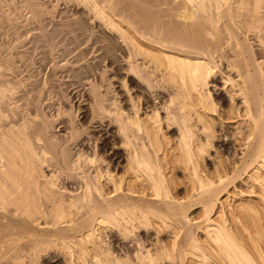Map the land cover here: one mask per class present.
I'll list each match as a JSON object with an SVG mask.
<instances>
[{"label": "bare ground", "instance_id": "1", "mask_svg": "<svg viewBox=\"0 0 264 264\" xmlns=\"http://www.w3.org/2000/svg\"><path fill=\"white\" fill-rule=\"evenodd\" d=\"M38 50L37 62L49 66L43 78L29 66ZM223 61L241 78L235 86L250 121L244 166L254 182L256 165L264 166V0H0V264H264V203L239 201L232 224L219 214L210 219L215 187L200 169L205 149L190 124L210 133L206 85ZM114 64L120 92L128 91L126 74L116 76L123 69L138 87L167 93L161 108L176 127L170 148L157 110L140 118L132 99L129 110L121 106L105 76ZM58 72L52 82L60 84H49ZM74 84L86 93L83 121L66 94ZM95 120L114 126L135 175L110 180L113 197L97 170L119 156L106 154L110 131L89 132ZM174 167L186 172L187 191L202 206L203 241L173 202L167 173ZM182 216L188 221L179 226ZM154 226L171 228L169 246L134 256L105 234L122 243Z\"/></svg>", "mask_w": 264, "mask_h": 264}, {"label": "rangeland", "instance_id": "2", "mask_svg": "<svg viewBox=\"0 0 264 264\" xmlns=\"http://www.w3.org/2000/svg\"><path fill=\"white\" fill-rule=\"evenodd\" d=\"M4 38L10 41V39H12V36ZM90 44L91 43L89 42L88 45ZM21 49L22 48H19L18 50L22 51L23 49ZM91 55L92 54H89L87 58H91ZM31 59L32 64L29 65L30 68L38 71L43 70L42 74L38 75V78H43L45 77V74H49V66L45 67L46 69H44V64H42V62L39 63V50L31 54ZM123 63V61H120L119 65L122 66L124 65ZM17 65L20 72L18 78L21 76L23 78L24 75L26 76V69L23 64L21 65V63H18ZM40 65L42 66L40 67ZM218 65L219 68H217L215 70V74L211 76L209 80H207L206 85V89L209 91L211 99L214 100V111L212 110L210 111V113L207 112L211 125L210 133L206 136V132L204 133L201 129V126L198 125L193 119H191L190 124L192 126L194 138L196 136L195 140L205 149V153H202L200 169H202L203 175H206V177L211 180L212 183H214V186L212 187L218 189L217 191L213 189L214 198L216 197L217 199L213 198L214 202H212L214 206L211 214H209L211 215L210 219L216 218L219 214L225 217L228 224H232L229 212L239 201H251L256 205L258 204L260 207H262L264 203V189L260 183L264 181V166H260L261 164L256 165L258 168H255L254 171L256 170L257 172V180H254L253 182L251 181V179H248V176L246 174V167L244 166V164L247 165V163H249L250 150L246 149V146L244 145L246 143V140L244 138L248 131L247 123L250 121L245 115V100L242 92H240L239 87L235 86V84L241 83V78L237 75L236 69H232L230 67L227 68L225 66L226 62L223 61L221 65ZM117 69L118 67L116 66V64L108 67L106 69L107 73L105 74V76L106 78H110V83L113 84L112 91L115 90L118 93L116 98L120 100L121 106L124 109L129 110L131 103H136L135 106L138 109V115L140 118H143L146 115L149 116L152 110H157V113L159 115L158 121L160 120L159 129L162 134L164 133L163 139L167 143L166 146L170 148L176 141V127L175 125H172L170 121L167 122L165 118V112L161 108L167 97V93L161 89H152L150 92L148 90L140 88V86L138 87L134 83L128 81V77H134L133 74L126 73L123 69H119L116 76H122L123 74H126L127 78L125 79H127V82L125 80V84L126 88H128V95L125 92H120L124 89L118 88L119 83L116 78H113L115 70ZM60 76V72H58L56 77L51 78L49 84L53 83L52 81H54L55 79L60 78ZM66 80L67 79L65 78L63 81ZM138 83L139 85H141L140 82ZM53 84L58 85L60 84V82H56ZM66 94L68 96V99L72 101L73 105L79 107V111H77V120L81 121L83 118V107L86 105L87 99L85 91L81 87H78V84H74L73 86L67 88ZM131 99L132 101L130 103ZM53 100H55V98ZM45 111L49 112V114H52L54 112L53 107H50ZM84 120H88L87 118L85 119V114ZM113 128V125H107V120H103V122L95 120L91 125H89V132H91L92 134L97 133L96 136L99 135L100 137H105L104 135H106L107 132L110 131V137H105V139H109L108 145L105 148L106 154L108 156H112L113 152H115L118 153L117 156H119L117 158H115L116 156H114L112 162L108 164L107 169L105 168L107 164L103 163L100 165L101 169L99 168L100 170H97L99 171V181L102 184V190L107 193L108 197L116 196L118 193V191H113V185L110 180L116 182L117 180L123 179L124 182H127L135 178L134 174L131 175L132 172L130 174V172L126 170L125 157L122 156L123 146L120 142H118L117 136L112 135L115 134V130H113ZM96 144L99 146L101 143L99 141ZM239 169H243L244 171L242 170L240 173ZM169 170L170 172L167 173V175L168 177H170L169 181L172 188L171 196L173 202L176 204V207L178 205L177 208L180 210V213H185L187 219L189 220L188 221L187 219H185L183 221L184 217L182 216L180 217L181 222L176 223L179 226H182L184 225L182 224V221H188L186 222L189 225L188 227L194 230L193 232H196L195 234H197L200 241H203L205 237V227L203 224L204 221H202L203 217L199 213L202 206L201 204H199L198 200H195L193 202V199L195 198H191V195H189L188 193L189 191H187V189L189 188V182L186 176L187 174L186 172H183L181 169L176 167H174V169L169 168ZM89 171L92 172L91 169ZM106 172H108V175ZM140 181L141 180H139V178L134 181V184L137 186L134 189L135 191H137L133 194L134 196H136L135 194L141 190L138 185ZM64 184L65 187L69 189L70 187H75V185L71 181L66 182L65 180ZM154 228L148 227L144 229L143 227H141L137 231H135L136 235L131 236V238H125L122 243L120 242L121 240H119L116 236H113V232H109V230H107L105 231V234L107 235V240L112 247L120 246L121 249L128 252L129 255L134 256L136 253H143L146 250H153L156 247L161 248L165 245L166 247L169 246L170 240L172 239V234H170L171 228L168 229L164 226H154ZM205 264L211 263L209 262Z\"/></svg>", "mask_w": 264, "mask_h": 264}]
</instances>
